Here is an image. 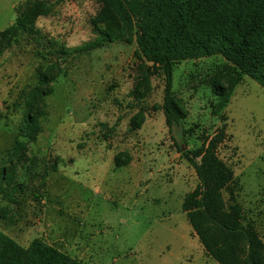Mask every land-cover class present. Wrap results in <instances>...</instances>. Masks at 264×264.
<instances>
[{
	"label": "rangeland",
	"instance_id": "rangeland-1",
	"mask_svg": "<svg viewBox=\"0 0 264 264\" xmlns=\"http://www.w3.org/2000/svg\"><path fill=\"white\" fill-rule=\"evenodd\" d=\"M26 1L0 0V31ZM49 1L53 11L37 27L56 47L73 49L95 38L91 19L99 0ZM136 49V41L116 39L69 55L46 96L42 131L21 156L14 147L24 117L20 95L36 82L43 50L21 40L0 55V185L7 168L21 186L15 202L0 192V229L23 246L41 237L86 264H218L182 209L198 177L178 146L196 148L203 135L224 124L212 113L216 96L207 77L227 60L212 55L175 64L173 90L188 114L172 132L163 110L155 108L163 103L165 82L154 75L143 100L146 119L133 131ZM223 114L226 139L219 155L240 181L237 198L245 221L264 241V88L243 74ZM121 151L131 161L117 166L114 156Z\"/></svg>",
	"mask_w": 264,
	"mask_h": 264
},
{
	"label": "trees",
	"instance_id": "trees-1",
	"mask_svg": "<svg viewBox=\"0 0 264 264\" xmlns=\"http://www.w3.org/2000/svg\"><path fill=\"white\" fill-rule=\"evenodd\" d=\"M99 4L91 19L95 38L73 49L61 44L56 47L57 41L37 27V20L53 11L55 4L49 0H27L15 21L0 31V55L21 40L35 41L43 50L39 51L43 62L37 67L36 82L20 95L24 117L15 151L21 156L26 143L36 141L42 131L46 96L54 91L62 62L74 52L93 50L116 39L136 41L139 62L130 93L132 107L138 110L129 127L133 131L142 127L147 110L143 100L153 89L154 75L161 74L165 82L163 103L155 108L163 110L170 132L182 125L188 114L183 98L173 90L175 64L221 55L227 64L207 77V84L216 96L212 113L224 124L213 135H203L196 148L178 146L198 177L197 186L184 196L182 209L206 254L218 264H264V241L254 224L245 221L243 205L237 198L240 181L218 151L226 139L223 110L241 76L253 78L264 88V0H99ZM114 159L117 166L131 161L125 151ZM6 169L1 172L0 192L15 202L14 191L21 186L13 182ZM0 264L86 263L41 237L23 246L0 229Z\"/></svg>",
	"mask_w": 264,
	"mask_h": 264
}]
</instances>
